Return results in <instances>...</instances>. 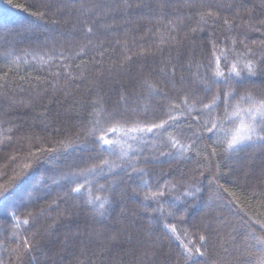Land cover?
<instances>
[{"label": "trees", "instance_id": "16d2710c", "mask_svg": "<svg viewBox=\"0 0 264 264\" xmlns=\"http://www.w3.org/2000/svg\"><path fill=\"white\" fill-rule=\"evenodd\" d=\"M18 3L25 4L28 10L16 7ZM128 3L132 4L131 8L123 0H12V3L0 0V77L8 83L0 95V185L17 175L24 164L33 162L30 154L38 153L41 148L59 150L47 156L39 153V163L27 170L6 196L0 197V261L3 264H183L181 241L189 247L201 246L194 234L195 225L200 234L210 235L214 246L208 249L209 260L215 259L219 264H258L264 252L258 246L249 247L253 242L245 237L250 229L242 227L240 218L249 223L264 220V149L248 148L214 156L209 165L192 152L159 156L158 149L169 147L164 134L159 133L145 149L147 162L142 159L139 164L144 172L129 177L118 167L127 164L126 157L121 158L119 152L102 154L98 147L91 151L96 147L92 140H77V135L83 136L88 131L91 101H98L109 112L124 113L140 121L145 116L149 121L164 118L170 101L179 103L181 94L190 103L200 98L208 103L218 89L223 91L227 87L223 82L213 84L212 93L207 94L201 78L206 73L210 76L211 69L200 68L199 76L194 75L197 64L208 65L213 59L210 44L213 40L217 55H221L220 50L232 48L233 40L237 53L246 51L244 45L252 49L248 59L259 64L258 74L236 88L241 94L264 93V63H260V57L264 56L261 44L264 0H128ZM207 8L214 12L215 19L209 18L207 24H202L203 30L191 32L199 19L197 10ZM32 12L42 16H33ZM225 19L231 27L224 23ZM171 24L178 25L173 33L176 40L169 37ZM88 27L93 28L92 33L86 31ZM147 28L156 34L148 33ZM156 29L160 31L157 33ZM125 34L130 41L135 38L136 43L129 45L133 53L139 50L136 45L152 49L159 46L164 51L155 56H133L124 68H112L113 61L121 58V45L116 40L123 41ZM161 38L167 41L166 45L158 44ZM101 43L115 52L98 56ZM93 57L103 63H92ZM227 60L238 68L244 63L242 56L236 57L231 52ZM169 62L176 65L175 80L161 71ZM219 70L225 75L230 71V64L223 58ZM56 72L61 75L53 77ZM68 72L74 80H66ZM181 75L183 81L179 79ZM45 80L60 83L55 91L49 88L44 92ZM38 84L40 91L36 90ZM149 85L163 89V93L152 91ZM121 96L126 99L121 100ZM182 107L186 113L187 106ZM194 108H200V104L195 103ZM197 114L194 111L192 116ZM208 119L207 114L200 115V125ZM234 119L235 124L220 133L221 140L249 117L241 110ZM188 122L193 123L194 130H200L191 116L182 117L178 123L185 129L184 143L191 136ZM120 135L123 133L111 134L109 139ZM69 142L77 147H70ZM101 159H108L118 174L106 178L97 171L89 179L99 178L100 183L111 184L109 193L91 188L66 196L69 187L82 182L73 184L77 178L70 174L98 166ZM201 164L203 175L199 174ZM216 172L227 173L221 175L220 183L236 193L235 204H228L224 198L227 193L209 183ZM158 189L164 191L159 200L171 210V216H158L152 212L156 201L144 200L146 194ZM109 195L111 204H106L103 210H97L99 202L87 203L95 196L108 198ZM164 223L177 229L180 240ZM252 227L256 235H264L258 224ZM25 238L39 247L30 256L25 252L22 260H17L13 249L22 250Z\"/></svg>", "mask_w": 264, "mask_h": 264}, {"label": "snow or ice", "instance_id": "6c2138e0", "mask_svg": "<svg viewBox=\"0 0 264 264\" xmlns=\"http://www.w3.org/2000/svg\"><path fill=\"white\" fill-rule=\"evenodd\" d=\"M126 7L131 8L132 4L128 3V0H123ZM9 3H12V0H9ZM18 8H22L25 11L28 10V7L25 4L18 3L15 5ZM137 7L140 5L137 4ZM33 16H42L39 12H32ZM196 16L199 19L196 21V27L191 28V32H196L197 30H203L201 28L202 24H207L209 18L215 19L214 12L210 9L197 10ZM171 23V22H170ZM224 23L226 25L229 24V21L225 19ZM178 25L171 24L169 29V37L171 40H176V35L173 33L177 32ZM259 30V29H256ZM88 33L93 32L92 27H88L86 29ZM146 31L155 35L153 33V29L147 28ZM160 30L156 29L158 33ZM126 38L121 41L120 39L116 40V43L121 45V58L119 60L113 61L112 68H124L128 62L133 60V56L136 57H147V56H155L158 53H163V47H157L156 49L146 48L143 45H136L139 50L136 52H132V48L129 46L131 44H135V38L133 37L131 41L127 38V34H125ZM187 37H185L186 39ZM143 39V37H141ZM180 41H177L179 43ZM89 44L92 43L91 40L88 41ZM236 41L233 40V47L226 48L221 51V55H217V46L216 42L210 41L211 44V55L213 59L209 61L208 65L197 64V72L194 75L199 76L200 68H208L211 69V75L209 76L207 73L201 78V83L204 85L203 91L207 94L212 93V85L223 82L227 87L221 91L217 90L215 94L212 95L211 100L208 103L204 102L203 98H200L198 101L193 100L191 103L186 95L181 94L180 102L176 103L175 101H170L168 105V110L165 113L164 118H154L149 121L147 116H145L143 121L136 120L134 118H129L124 113L118 112H109L107 109L100 106L98 101H91V111L88 113V131L83 136L77 135V140L80 139H91L93 145L96 146L91 151H95L98 147L100 152L103 154L107 151L108 155H112L113 153L119 152L121 158H127V164L119 165L121 171L124 172L125 175L131 177L133 173H143L144 169L139 167V164L142 162H147L148 157L144 156L145 149L149 147V142L153 138H158L159 133H163L164 137L167 140L169 145L167 150L158 149L159 156L161 157H172V156H183L189 152L194 153L195 157L202 158L205 162L211 165V157L214 156H222L226 153H234L240 151H246L248 148H261L264 149V93L259 95H253L251 92H246L241 94L237 91L236 85H242L246 79L250 80L252 77H255L258 74L259 64L254 62L252 59H248L251 56L252 49L248 48L247 45H244L246 51L243 53H237L235 51ZM159 45H166L167 41L163 38L159 39ZM261 44L264 45V41H261ZM101 50L97 52L98 56H104L105 52L112 51L115 52V49H107L101 43L98 46ZM231 52L236 57H243L244 63L241 68H238L235 63H231L227 60V54ZM131 53V54H130ZM79 55V53H78ZM63 57V54H61ZM67 59V57H63ZM221 58H223L227 63L230 64V71L227 75L222 70H219V65ZM92 63H100L103 61H98L95 57L92 58ZM260 63H264V56L260 57ZM213 64L215 68H213ZM191 67V65H189ZM65 68H70L71 65H64ZM77 68H80V65H76ZM162 72H165L169 77L175 80L177 75L176 65L171 64L170 62L165 64L163 68H161ZM61 75L60 72L53 73V77H59ZM23 79V78H22ZM36 81H40V77L35 78ZM75 77L72 76L71 72H68L66 75V80H74ZM181 81H183V76L179 77ZM60 81L56 80L55 83H52L48 80H45L43 83L42 90L47 92L49 88L56 90V85L59 84ZM31 86V85H30ZM8 87L7 80L3 77H0V95L4 94L3 90ZM65 89V94L67 84L62 85ZM152 91H159L163 93V89L157 90L153 86L149 85ZM23 90V89H21ZM36 90L40 91L41 86L38 84L36 86ZM167 96L166 93H164ZM195 95V94H194ZM124 96H121V100H125ZM200 104V108H194L195 103ZM182 106H187L188 111L185 113L184 108ZM243 111L248 117L249 120L247 122L241 121L238 127H235L231 134L225 138L224 140L220 139V133L226 129L227 126L231 124H235V117H239L240 111ZM198 113L195 116H192L193 112ZM207 114L209 119L200 125V115ZM191 116L192 120L196 122V125L200 128L199 131L194 130V126L192 122L187 123V129L191 130V136L188 137V142L184 143L182 141V137L185 129L180 128L179 120L182 117ZM120 125V127H117ZM171 130V131H169ZM123 133V135L118 136L116 139H109V136L114 133ZM132 141L133 143H129ZM204 141H209V143H204ZM135 145V146H134ZM70 147H77L76 144L69 142ZM107 146V149H105ZM126 146V147H125ZM155 147V146H152ZM63 150H67L62 145ZM59 150L56 148H41L38 150V153H32L30 155L33 156L32 163H26L23 165V168L20 172L13 176L7 183L0 185V197H4L7 195L9 190L13 187L14 183L20 180L26 173L27 170L31 169L34 164L39 163L41 157L39 153H44L45 156L54 154ZM192 157H190L191 159ZM15 159V157H13ZM201 171L200 175H203V167L204 165H199ZM102 172L105 174L106 178H110L113 175H117V171L113 168L108 159H101V163L98 166L88 167L84 169H80L76 172L71 173L70 175L75 176L77 179L73 180V184H77L78 186L69 187L66 196H72L73 193L79 194L82 189L86 191H91V188H95L97 192L100 193H109L110 188L112 187L109 183H100L99 178L96 180H91L89 177L95 176L96 172ZM209 171H212V168L209 167ZM231 171V169H229ZM221 175H227V173H219L211 175L210 184L216 185L219 189L227 193L225 196V200L228 204L236 203V193L230 191L229 188L225 187L220 183ZM167 187V184L164 185ZM151 191V189H149ZM194 195V193H190ZM164 195L163 189H158L156 192H152L151 195H145L144 200H153L156 201V207L152 209V212L157 214L160 217L171 216L173 213L170 209H166L163 207L162 202L159 200V197ZM231 197L232 199H228ZM98 203V211L105 209L106 204H111V196L108 198L103 196H95L93 199L87 200L89 205H93L94 203ZM172 206H170L171 208ZM100 214L103 215V211H100ZM242 223V227L250 229L247 232L246 239H250L253 244H249V247L258 246L261 252H264V235H256L255 229L252 227V224H258L261 232H264V220H255L249 223V220H245L244 217L240 218ZM251 219V218H249ZM25 224L28 223L27 220L24 221ZM165 228L169 229V231L175 236L177 240H180L179 235H177V229L174 226L169 225L168 223H164ZM195 233L197 235L198 240L201 242V246H196L193 244L192 247H189L181 241V246L184 251L182 253L183 264H219V262L215 259L209 260L208 249L212 245V241L210 239V235L206 236L200 234V231L194 225ZM186 235V233H185ZM39 247V244L29 243L27 238L23 240V249H13L14 252H17V260H22V256L27 252L30 256L31 252ZM201 247L204 250H201ZM34 259V257H32ZM0 264H3L0 261ZM179 264V262H178ZM258 264H264V257H262Z\"/></svg>", "mask_w": 264, "mask_h": 264}]
</instances>
